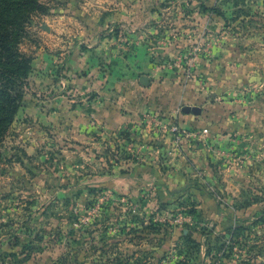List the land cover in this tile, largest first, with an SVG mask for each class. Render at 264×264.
Masks as SVG:
<instances>
[{"label": "rangeland", "instance_id": "1", "mask_svg": "<svg viewBox=\"0 0 264 264\" xmlns=\"http://www.w3.org/2000/svg\"><path fill=\"white\" fill-rule=\"evenodd\" d=\"M4 20L10 264L264 262V0H0Z\"/></svg>", "mask_w": 264, "mask_h": 264}, {"label": "trees", "instance_id": "2", "mask_svg": "<svg viewBox=\"0 0 264 264\" xmlns=\"http://www.w3.org/2000/svg\"><path fill=\"white\" fill-rule=\"evenodd\" d=\"M14 19V18H13ZM10 21L4 20L3 24L5 26L0 27V67L3 66L4 61H7L3 67L4 70H9V74L0 72L2 76L0 80V138L5 133L7 127L13 120V117L19 107V102L21 101V93L16 92V88L21 83V79L15 75L17 68H11V65H16L19 62L16 60L15 53L10 48L9 37L12 36L11 27L14 23H11V27H7ZM66 262L63 258H59L54 261L56 264H62ZM0 264H10L4 256L0 254ZM261 264H264L262 262Z\"/></svg>", "mask_w": 264, "mask_h": 264}]
</instances>
